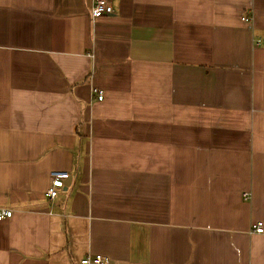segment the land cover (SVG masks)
Here are the masks:
<instances>
[{"label": "crops", "instance_id": "crops-1", "mask_svg": "<svg viewBox=\"0 0 264 264\" xmlns=\"http://www.w3.org/2000/svg\"><path fill=\"white\" fill-rule=\"evenodd\" d=\"M92 3L0 0V264H264V0Z\"/></svg>", "mask_w": 264, "mask_h": 264}, {"label": "built area", "instance_id": "built-area-1", "mask_svg": "<svg viewBox=\"0 0 264 264\" xmlns=\"http://www.w3.org/2000/svg\"><path fill=\"white\" fill-rule=\"evenodd\" d=\"M112 13V8L108 3V0H93L90 17L92 20H96L101 16L108 15ZM243 22H249L250 19L247 17H242ZM94 95H96L97 101H102L103 93L100 90L94 89ZM68 178V174L65 172H52L50 173V184L45 192V197L49 201H53L60 191L64 187V181ZM245 197L248 195L245 194ZM12 216V212L7 209L0 208V220L9 219ZM252 232L262 233L263 227L261 223L252 225ZM79 264H109V259L101 254L89 255L82 258Z\"/></svg>", "mask_w": 264, "mask_h": 264}]
</instances>
